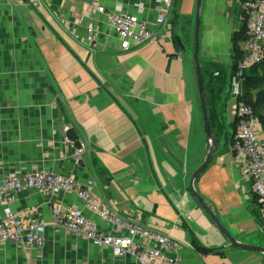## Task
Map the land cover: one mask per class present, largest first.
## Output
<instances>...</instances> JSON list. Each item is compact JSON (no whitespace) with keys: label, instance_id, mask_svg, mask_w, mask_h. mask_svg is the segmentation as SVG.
<instances>
[{"label":"crops","instance_id":"1","mask_svg":"<svg viewBox=\"0 0 264 264\" xmlns=\"http://www.w3.org/2000/svg\"><path fill=\"white\" fill-rule=\"evenodd\" d=\"M196 1L175 0L158 23L155 0H105L106 12L122 8L153 31L150 42L124 50L91 0H0V178L44 169L91 180L112 215L178 242L170 255L181 264H264L259 252L228 247L189 185L208 151L192 59ZM243 25L240 0H202L198 60L205 86L225 83L224 98L231 39ZM224 107L222 101L212 131L226 152L214 155L193 189L232 238L264 248L260 207L231 151L235 117ZM69 129L80 154L66 139ZM54 202L82 210L105 234L124 235L84 210L74 193L27 190L11 209L46 225L45 245L38 252L5 243L0 264H135L82 237L54 233Z\"/></svg>","mask_w":264,"mask_h":264},{"label":"built area","instance_id":"2","mask_svg":"<svg viewBox=\"0 0 264 264\" xmlns=\"http://www.w3.org/2000/svg\"><path fill=\"white\" fill-rule=\"evenodd\" d=\"M155 1L161 4L156 11L157 22L162 23L175 0ZM104 2L91 0L96 12L108 16L111 28L123 42L124 50L153 39V31L145 22L123 12L122 8L106 12ZM240 6L245 33L239 42L242 59L229 81L231 97L236 102L233 109L236 127L231 151L240 180L250 184L251 194L260 207L264 230V129L253 108L239 101L248 72L264 60V0H240ZM87 40H94L92 27L87 30ZM80 153L81 150H77V154ZM27 190L47 197L74 193L84 210L96 215L115 231H124V235L120 236L105 234L82 210L67 209L54 202L50 207L54 233L62 230L71 236L82 237L94 246L110 249L114 257L130 258L135 264H181L178 256L170 255L180 250L178 242L112 215L94 193L91 180L80 183L74 178L55 175L44 169H35L28 174L10 173L0 178V246L15 243L25 250L40 252L45 245L46 225L26 220L11 209L14 196Z\"/></svg>","mask_w":264,"mask_h":264},{"label":"water","instance_id":"3","mask_svg":"<svg viewBox=\"0 0 264 264\" xmlns=\"http://www.w3.org/2000/svg\"><path fill=\"white\" fill-rule=\"evenodd\" d=\"M201 5H202V0H197L196 10H195V21H194V52L192 55V59L194 62V67H195L197 90H198V96H199V102H200V108H201V114H202V120H203V126H204L208 151H207V154L202 164L192 174L190 181H189V185H190L192 194L197 199V201L199 202L203 210L208 214V216L211 218L213 223L217 226L219 231L226 237L227 241L229 242V246H228L229 248H238V249H243V250L255 251V252H259L264 255V248L241 244L237 242L234 238H232L230 234L225 230V228L219 223L217 217L212 212L211 208L207 206L205 201L193 189L194 181L197 179L200 173L212 162L214 155L218 151V142L213 134L210 121H209V117H208L204 77H203L201 65L198 60ZM174 39L176 43L178 44V46L180 47V49L183 51L184 47L182 45L181 39L178 36H175ZM230 96H231V85H230V82H228L227 90H226V98H229ZM65 136H66V139L73 144L76 150H81V144L78 141L75 131L73 129L67 130Z\"/></svg>","mask_w":264,"mask_h":264},{"label":"trees","instance_id":"4","mask_svg":"<svg viewBox=\"0 0 264 264\" xmlns=\"http://www.w3.org/2000/svg\"><path fill=\"white\" fill-rule=\"evenodd\" d=\"M175 17V16H174ZM175 22L173 21L172 24ZM245 28H240L238 32H235L231 39V73L234 74L239 61L242 59V53L239 49V42L244 38ZM218 68V66H215ZM219 69V68H218ZM230 81V80H229ZM209 85V86H208ZM205 86L206 90V105L208 110V117L210 121L211 128L214 126V116L219 108L217 106L218 101L222 100L225 97V83L221 81V84L217 88H210L211 84ZM251 88L253 90H257L256 101L251 97L248 89ZM239 101H244L246 104H249L255 113V115L259 118L262 127L264 129V60L263 62L252 68L247 76L246 81L243 87V96L239 99ZM235 122V121H234ZM233 126L236 127V122L233 123ZM226 152V149H222L221 151H217V154H222ZM197 246V244H195Z\"/></svg>","mask_w":264,"mask_h":264},{"label":"rangeland","instance_id":"5","mask_svg":"<svg viewBox=\"0 0 264 264\" xmlns=\"http://www.w3.org/2000/svg\"><path fill=\"white\" fill-rule=\"evenodd\" d=\"M211 77H213L212 75H211ZM208 80V79H207ZM210 80V79H209ZM219 84L220 83H213V87H211V88H217V87H219ZM248 91L250 92V94H251V97L256 101V97H257V90H253V89H251V88H249L248 89ZM222 101H223V103L225 104V111L224 112H226L227 113V117L229 118V116H230V114L231 113H233V109H234V107H235V104H236V102H235V100L230 96L229 98H224V99H222V100H220V101H218V103H217V106H221L222 105Z\"/></svg>","mask_w":264,"mask_h":264},{"label":"flooded vegetation","instance_id":"6","mask_svg":"<svg viewBox=\"0 0 264 264\" xmlns=\"http://www.w3.org/2000/svg\"><path fill=\"white\" fill-rule=\"evenodd\" d=\"M227 90V89H226Z\"/></svg>","mask_w":264,"mask_h":264}]
</instances>
